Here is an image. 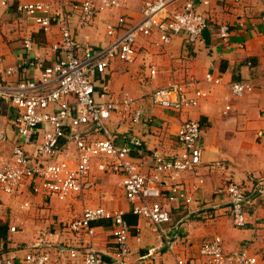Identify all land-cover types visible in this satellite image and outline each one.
Returning a JSON list of instances; mask_svg holds the SVG:
<instances>
[{
    "label": "crops",
    "instance_id": "1",
    "mask_svg": "<svg viewBox=\"0 0 264 264\" xmlns=\"http://www.w3.org/2000/svg\"><path fill=\"white\" fill-rule=\"evenodd\" d=\"M190 1L209 23L196 43L188 42L181 33L172 36L168 44L156 46L158 33L154 31L149 37L136 40L132 63L114 60L103 75L95 73L92 78L97 98L107 88L110 98L128 94L141 106L139 124H131L128 118L119 124V117L112 116L106 127L117 144L131 146L132 156L143 165L141 171L145 175L149 174L155 155L173 157L180 152L176 133L182 122L196 121L202 130L201 164L195 171L181 175V185L193 201L167 204L162 199L171 215L163 234L155 231L149 221L134 216L135 223H127V264H175L173 256L197 264L200 245L217 236L226 253L245 250L250 255H264V197L255 192L260 182L264 185V24L260 21L264 0H242L239 4L233 0ZM28 2H49L53 8L59 4L58 0H7V8L0 6V83L15 80L14 76L5 75V70L22 61L34 63L33 58H37L43 66H49L59 57L51 50L60 37L58 26L45 33L34 18L19 13L17 7ZM142 3L143 0H129L122 9L97 15L90 26L74 29L75 38L92 50L104 48L110 41L106 25L119 16L138 21ZM220 24L230 27L228 45L218 37ZM25 37L33 42L30 53L23 49ZM151 67L155 69L154 76L150 75ZM25 69L24 76L38 79V67L27 64ZM206 74L219 78L220 83H208ZM190 81L205 93L195 107L174 112L153 106L148 99L157 88ZM232 83H247L251 90L234 96ZM191 90L188 96L192 95ZM5 106L0 102V130L8 137V142L0 146V167L10 158L16 141ZM32 148L27 150L32 152ZM99 163L100 160L92 162L89 180L93 186L64 201L47 197L44 192L34 193L31 181L23 182L16 195L0 192V228L4 235L0 238V257H21L38 235L46 232L52 242L79 250L75 264H84L82 255L88 243L100 253L103 264H114L118 249L111 234V220L93 223L95 234L91 239L64 231L87 208L121 210L124 218L133 216L120 186L122 177L99 171ZM198 179L203 183L195 192L192 187ZM230 182L240 185L251 202L244 207L247 223L242 228L233 226L226 196L215 193ZM161 186L166 195L164 183Z\"/></svg>",
    "mask_w": 264,
    "mask_h": 264
},
{
    "label": "built area",
    "instance_id": "2",
    "mask_svg": "<svg viewBox=\"0 0 264 264\" xmlns=\"http://www.w3.org/2000/svg\"><path fill=\"white\" fill-rule=\"evenodd\" d=\"M58 1L56 8L49 2H28L17 7L19 13L34 18V23L45 33L51 32L54 25L58 26L60 37L52 44L51 50L59 57L49 66H43L37 58H33L34 63L22 61L5 70V75L14 76L15 80L0 83V102L6 104V115L16 141L10 158L0 167V192L16 195L23 182L31 181L34 193L44 192L47 197L64 201L93 186L89 180L92 162L100 160L99 171L122 177L120 186L131 205V214L149 221L155 231L163 234L171 215L162 199L167 204H190L193 201L181 185V175L195 171L201 164V126L192 120L182 122L176 133L180 152L173 157L155 155L149 174L145 175L141 171L143 165L135 162L132 156L131 146L117 144L106 127L112 116L119 117V124L126 118L131 124H139L141 106L128 94L110 98L107 88H103V94L97 98L92 78L95 73L103 75L114 60L132 63L139 37H149L156 31L155 45L163 46L170 42L172 36L182 33L188 42L196 43L209 23L195 11L190 0H143L138 21L125 16L117 17L114 23L105 27L109 43L104 48L92 50L77 41L74 29L90 26L97 15L122 9L129 0ZM241 2L233 0L234 4ZM0 6L7 8V0H0ZM260 21L264 24V16ZM218 37L228 45L230 27L227 24L218 26ZM22 45L26 52H32L30 37H25ZM27 64L39 68L38 79L22 74ZM150 75H155L153 67L150 68ZM205 80L215 85L220 83V79L213 78L211 74H206ZM189 90L192 91L191 96H188ZM230 90L232 95L241 96L249 92L251 86L232 83ZM203 97L205 93L190 81L157 88L148 99L153 106L179 112L197 106ZM229 109L227 106L226 110ZM6 142L8 137L4 130H0V146ZM30 146L33 147L32 152L27 150ZM163 183L166 195L162 194ZM202 183L203 180L198 179L192 187L193 191H198ZM255 192L264 197L262 182ZM215 193L226 196L233 226L245 227L244 207L251 202L242 187L230 182ZM101 220H111L114 224L111 234L118 249V259L114 264H127L130 227L121 210L87 208L80 218L68 223L64 231L76 236L83 234L91 239L95 234L92 224ZM47 235L41 232L37 241L29 245L21 257H0V264L78 262L79 250L75 246L52 242ZM261 238L264 242V234ZM84 249V264H103L100 253L91 243ZM199 257L197 264H264L263 254L250 255L245 250L226 253L218 236L200 245ZM173 258L175 264H189L177 256Z\"/></svg>",
    "mask_w": 264,
    "mask_h": 264
},
{
    "label": "trees",
    "instance_id": "3",
    "mask_svg": "<svg viewBox=\"0 0 264 264\" xmlns=\"http://www.w3.org/2000/svg\"><path fill=\"white\" fill-rule=\"evenodd\" d=\"M125 220L127 221V223L130 224H134L135 223V217L134 216H127L125 217ZM3 232H2V227L0 228V238H3Z\"/></svg>",
    "mask_w": 264,
    "mask_h": 264
},
{
    "label": "rangeland",
    "instance_id": "4",
    "mask_svg": "<svg viewBox=\"0 0 264 264\" xmlns=\"http://www.w3.org/2000/svg\"><path fill=\"white\" fill-rule=\"evenodd\" d=\"M109 185H110V184H109ZM112 193H114V191H113ZM112 193H110V194H112Z\"/></svg>",
    "mask_w": 264,
    "mask_h": 264
}]
</instances>
